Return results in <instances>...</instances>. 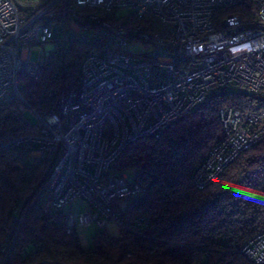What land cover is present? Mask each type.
I'll list each match as a JSON object with an SVG mask.
<instances>
[{
  "label": "built area",
  "instance_id": "2783aa9c",
  "mask_svg": "<svg viewBox=\"0 0 264 264\" xmlns=\"http://www.w3.org/2000/svg\"><path fill=\"white\" fill-rule=\"evenodd\" d=\"M74 36L95 45L82 61L79 87L62 89L57 111L35 113L37 124L14 140L31 143V154L48 162L45 208L64 214L67 232L121 221L114 200L143 192L126 172L111 171L129 145L159 139L229 86L264 92V0H0V102L24 99L22 80L38 79L50 52ZM219 118L221 138L193 176L198 189L264 139V110L227 105ZM76 201L85 207L77 215ZM13 214L14 235L23 218L18 209ZM241 251L264 264V229Z\"/></svg>",
  "mask_w": 264,
  "mask_h": 264
},
{
  "label": "trees",
  "instance_id": "16d2710c",
  "mask_svg": "<svg viewBox=\"0 0 264 264\" xmlns=\"http://www.w3.org/2000/svg\"><path fill=\"white\" fill-rule=\"evenodd\" d=\"M94 49L69 38L50 52L38 79L22 80L24 99L0 102V257L12 241L6 264H256L241 249L264 229V139L204 189L196 188L193 176L221 138L220 109L263 111L264 92L220 90L167 126L159 139L129 145L111 171L135 169L144 190L114 200L122 216L118 236L101 230L93 246L84 248L76 230L67 232L64 214L46 210L48 162L31 154V143L14 140L32 129L23 115L27 109L55 113L62 89L79 87L82 61ZM15 209L23 220L13 235Z\"/></svg>",
  "mask_w": 264,
  "mask_h": 264
},
{
  "label": "rangeland",
  "instance_id": "374dc122",
  "mask_svg": "<svg viewBox=\"0 0 264 264\" xmlns=\"http://www.w3.org/2000/svg\"><path fill=\"white\" fill-rule=\"evenodd\" d=\"M46 47L47 46L35 48L33 50V52H32V55H31L32 61H38L41 53L44 51V49ZM227 90L229 92H232V91L248 92V90H246L244 88H240L238 86H229L227 88ZM23 115L29 121L30 124H32V125H36L37 124L38 118H37V116L34 114V112L31 109H27L23 113ZM126 173H127L128 178H129L130 181H139V180H141V177L137 174L135 169H130ZM83 209H85V207L83 205H81L80 202L76 201V202L73 203V211H74L75 215H77ZM101 230H104V231H106L107 233H109L110 235H113V236H118L120 234V226L114 220L109 221V223L107 224V227L105 229H102V228L98 227L96 224H93L91 226L78 225L76 227V232H77L78 237L80 238L81 244L83 245L84 248H91L93 246V244H94L93 237L98 232H100Z\"/></svg>",
  "mask_w": 264,
  "mask_h": 264
},
{
  "label": "crops",
  "instance_id": "0c3cea01",
  "mask_svg": "<svg viewBox=\"0 0 264 264\" xmlns=\"http://www.w3.org/2000/svg\"><path fill=\"white\" fill-rule=\"evenodd\" d=\"M78 202H80V204L83 205V202L82 201H78Z\"/></svg>",
  "mask_w": 264,
  "mask_h": 264
}]
</instances>
